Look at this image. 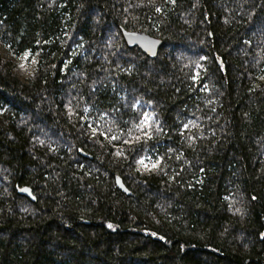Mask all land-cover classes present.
Segmentation results:
<instances>
[{"label": "trees", "instance_id": "16d2710c", "mask_svg": "<svg viewBox=\"0 0 264 264\" xmlns=\"http://www.w3.org/2000/svg\"><path fill=\"white\" fill-rule=\"evenodd\" d=\"M263 75L264 0H0V264H264Z\"/></svg>", "mask_w": 264, "mask_h": 264}, {"label": "water", "instance_id": "95a60500", "mask_svg": "<svg viewBox=\"0 0 264 264\" xmlns=\"http://www.w3.org/2000/svg\"><path fill=\"white\" fill-rule=\"evenodd\" d=\"M121 29L123 32L124 39L130 48L138 47L145 54L152 58L158 56L159 50L164 44V41L162 39L154 37L142 30L129 31L123 27ZM117 186L123 192L130 194L121 178L117 179ZM21 192L23 195L35 201V197L32 193L31 188L24 187Z\"/></svg>", "mask_w": 264, "mask_h": 264}, {"label": "rangeland", "instance_id": "374dc122", "mask_svg": "<svg viewBox=\"0 0 264 264\" xmlns=\"http://www.w3.org/2000/svg\"><path fill=\"white\" fill-rule=\"evenodd\" d=\"M2 54L5 58L11 60L14 63L17 70L19 69L22 79H26V77L35 67L34 63H29L27 54L21 57H15L8 51L6 47L2 48ZM263 81H264V75H263Z\"/></svg>", "mask_w": 264, "mask_h": 264}, {"label": "snow or ice", "instance_id": "6c2138e0", "mask_svg": "<svg viewBox=\"0 0 264 264\" xmlns=\"http://www.w3.org/2000/svg\"><path fill=\"white\" fill-rule=\"evenodd\" d=\"M113 139H115V137H113ZM139 163L144 164V161H143V160H140ZM153 167H154V168H155V167H158V165H157V164H154Z\"/></svg>", "mask_w": 264, "mask_h": 264}, {"label": "bare ground", "instance_id": "6f19581e", "mask_svg": "<svg viewBox=\"0 0 264 264\" xmlns=\"http://www.w3.org/2000/svg\"><path fill=\"white\" fill-rule=\"evenodd\" d=\"M35 197V196H34ZM35 200H36V198H35Z\"/></svg>", "mask_w": 264, "mask_h": 264}]
</instances>
